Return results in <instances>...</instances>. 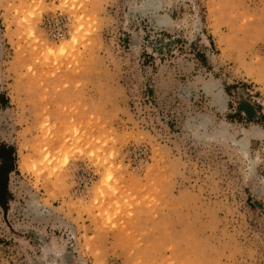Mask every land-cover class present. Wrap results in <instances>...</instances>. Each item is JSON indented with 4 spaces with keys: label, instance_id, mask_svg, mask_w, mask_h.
<instances>
[{
    "label": "rangeland",
    "instance_id": "374dc122",
    "mask_svg": "<svg viewBox=\"0 0 264 264\" xmlns=\"http://www.w3.org/2000/svg\"><path fill=\"white\" fill-rule=\"evenodd\" d=\"M1 182L0 264H264V0H0Z\"/></svg>",
    "mask_w": 264,
    "mask_h": 264
},
{
    "label": "bare ground",
    "instance_id": "6f19581e",
    "mask_svg": "<svg viewBox=\"0 0 264 264\" xmlns=\"http://www.w3.org/2000/svg\"><path fill=\"white\" fill-rule=\"evenodd\" d=\"M60 49H62V47H61ZM48 51H51V50L49 49ZM240 143H241L242 145H244V141H243V140H241Z\"/></svg>",
    "mask_w": 264,
    "mask_h": 264
},
{
    "label": "trees",
    "instance_id": "16d2710c",
    "mask_svg": "<svg viewBox=\"0 0 264 264\" xmlns=\"http://www.w3.org/2000/svg\"><path fill=\"white\" fill-rule=\"evenodd\" d=\"M2 186H3V184H2ZM3 193V191L1 190V185H0V195Z\"/></svg>",
    "mask_w": 264,
    "mask_h": 264
},
{
    "label": "flooded vegetation",
    "instance_id": "af4514ba",
    "mask_svg": "<svg viewBox=\"0 0 264 264\" xmlns=\"http://www.w3.org/2000/svg\"><path fill=\"white\" fill-rule=\"evenodd\" d=\"M2 184H3V183L1 182V183H0L1 187H2Z\"/></svg>",
    "mask_w": 264,
    "mask_h": 264
}]
</instances>
